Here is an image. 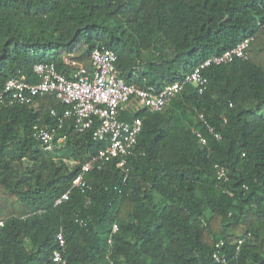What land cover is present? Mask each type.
<instances>
[{
	"label": "trees",
	"instance_id": "16d2710c",
	"mask_svg": "<svg viewBox=\"0 0 264 264\" xmlns=\"http://www.w3.org/2000/svg\"><path fill=\"white\" fill-rule=\"evenodd\" d=\"M246 38L248 59L204 69L203 92L188 84L161 111L140 112L128 171L116 159L95 167L87 193L73 180L106 143L69 121L65 142L45 149L34 126H57L56 93L0 104V264H57L60 232L66 264H264V0H0V90L18 75L39 81L38 63L92 70L98 45L118 54L128 83L160 87ZM220 241L225 262L213 257Z\"/></svg>",
	"mask_w": 264,
	"mask_h": 264
},
{
	"label": "built area",
	"instance_id": "2783aa9c",
	"mask_svg": "<svg viewBox=\"0 0 264 264\" xmlns=\"http://www.w3.org/2000/svg\"><path fill=\"white\" fill-rule=\"evenodd\" d=\"M251 40L252 38H246L222 54L207 58L181 79L160 87L128 83L120 75L118 54L105 45H98L91 54L92 70L80 66L68 76L67 73L58 70L54 63H38L34 71L39 81L31 82L24 75L10 78L0 90V104L5 106L28 104L47 93H56L65 105L62 115L58 117L57 126H34V135L43 143L45 149L52 150L65 142L66 135H58V131L69 121L73 122L76 131L92 130L94 139L106 143V146L101 148L92 159L81 165L80 173L73 180V188L87 193L92 187L86 179V174L95 167L100 168L106 162L116 159L117 166L128 171L126 166L128 157L135 150L142 131L143 119L138 115L140 112L161 111L188 84H194L200 92H203L208 85V77L204 69L213 65L231 63L236 59H248ZM65 61L70 63L69 58ZM140 71L141 69H137L134 73L138 74ZM124 112L137 115L132 119H126L122 117ZM52 114L57 115V112L52 110ZM199 118L205 123L210 134L217 139L222 138L203 113L199 114ZM193 133L202 144H207V137L203 132L193 129ZM215 168L222 189L228 192L229 168L220 163L215 164ZM69 197L70 190L56 199L55 206L61 205ZM3 227L4 221L0 220V237ZM117 231L118 224L115 223L112 234ZM57 242L52 260L57 264H66L64 252L67 242L63 232L58 233ZM223 245V241L218 242L213 254L218 262L226 261V254L222 251Z\"/></svg>",
	"mask_w": 264,
	"mask_h": 264
}]
</instances>
